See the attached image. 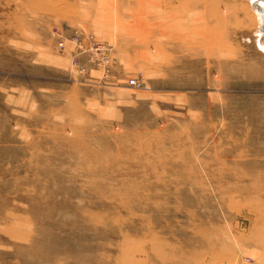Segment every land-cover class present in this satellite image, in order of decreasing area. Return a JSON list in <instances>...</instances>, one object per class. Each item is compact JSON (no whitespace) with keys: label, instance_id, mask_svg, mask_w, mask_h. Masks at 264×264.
I'll return each mask as SVG.
<instances>
[{"label":"rangeland","instance_id":"obj_1","mask_svg":"<svg viewBox=\"0 0 264 264\" xmlns=\"http://www.w3.org/2000/svg\"><path fill=\"white\" fill-rule=\"evenodd\" d=\"M256 2L0 0V264H264Z\"/></svg>","mask_w":264,"mask_h":264},{"label":"built area","instance_id":"obj_2","mask_svg":"<svg viewBox=\"0 0 264 264\" xmlns=\"http://www.w3.org/2000/svg\"><path fill=\"white\" fill-rule=\"evenodd\" d=\"M75 32L76 33L73 34L74 38L71 40L73 49L72 47L70 49L76 50V53L79 55H84L87 57L89 62L95 66V69H98V71L102 72V75L106 76L110 72L113 64V58L110 53L111 47L99 42V40H97L96 37L91 33H85L82 35L79 31ZM89 37L93 38V41L97 42L98 45L94 47H92L90 44L83 46L82 42L89 40ZM59 46L65 48L67 51L69 50L68 45L63 40L59 42ZM90 52H94V55H90ZM79 67L80 68L78 70L80 72H85L87 69V65H79ZM130 83L135 86H140V81L138 79H131Z\"/></svg>","mask_w":264,"mask_h":264},{"label":"bare ground","instance_id":"obj_3","mask_svg":"<svg viewBox=\"0 0 264 264\" xmlns=\"http://www.w3.org/2000/svg\"><path fill=\"white\" fill-rule=\"evenodd\" d=\"M257 1H260V2L254 3L253 6H255V9H257V11H258V13H256V14H257V18H258L259 25H260V30L264 33V0H263V2H262V0H257ZM258 14H260V15H258Z\"/></svg>","mask_w":264,"mask_h":264}]
</instances>
